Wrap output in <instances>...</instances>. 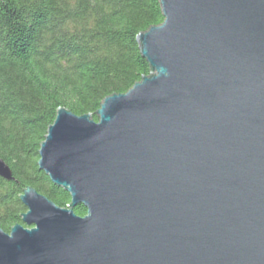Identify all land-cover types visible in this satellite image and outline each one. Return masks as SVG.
I'll list each match as a JSON object with an SVG mask.
<instances>
[{"label": "water", "instance_id": "1", "mask_svg": "<svg viewBox=\"0 0 264 264\" xmlns=\"http://www.w3.org/2000/svg\"><path fill=\"white\" fill-rule=\"evenodd\" d=\"M158 2L150 74L58 110L38 166L71 202L26 187L0 264H264V0Z\"/></svg>", "mask_w": 264, "mask_h": 264}, {"label": "trees", "instance_id": "2", "mask_svg": "<svg viewBox=\"0 0 264 264\" xmlns=\"http://www.w3.org/2000/svg\"><path fill=\"white\" fill-rule=\"evenodd\" d=\"M163 21L158 0H0V158L15 178L0 177L3 230L22 222L28 186L70 204L38 166L49 127L60 108L98 120L106 97L149 75L137 37Z\"/></svg>", "mask_w": 264, "mask_h": 264}]
</instances>
